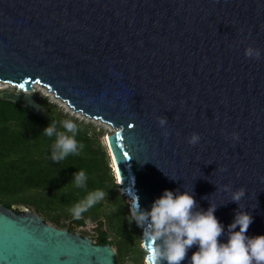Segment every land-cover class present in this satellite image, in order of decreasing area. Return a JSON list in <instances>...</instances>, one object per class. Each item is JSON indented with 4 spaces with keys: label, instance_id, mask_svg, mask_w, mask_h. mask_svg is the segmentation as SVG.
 Instances as JSON below:
<instances>
[{
    "label": "water",
    "instance_id": "1",
    "mask_svg": "<svg viewBox=\"0 0 264 264\" xmlns=\"http://www.w3.org/2000/svg\"><path fill=\"white\" fill-rule=\"evenodd\" d=\"M0 83L14 87L1 99L37 116L35 83L110 125L105 145L130 210L187 191L197 210L217 207L221 243L238 211L253 218L248 237L264 235V0H0ZM0 264H116V250L0 204Z\"/></svg>",
    "mask_w": 264,
    "mask_h": 264
},
{
    "label": "trees",
    "instance_id": "2",
    "mask_svg": "<svg viewBox=\"0 0 264 264\" xmlns=\"http://www.w3.org/2000/svg\"><path fill=\"white\" fill-rule=\"evenodd\" d=\"M40 104L46 109L45 117L0 98V204H24L61 228L93 223V240L115 247L116 264H123L125 259L131 264H143L146 252L141 246V229L134 221L130 223L129 202L120 192L101 140L106 132L64 113L45 97H40ZM68 119L78 125L75 138L84 147L79 155H69L56 163L51 160L56 137L46 136L44 129L55 123L57 131H65L61 122ZM81 170L88 176L83 189L73 183L74 174ZM95 190H103L107 196L83 213L81 219H74L70 209Z\"/></svg>",
    "mask_w": 264,
    "mask_h": 264
},
{
    "label": "clouds",
    "instance_id": "3",
    "mask_svg": "<svg viewBox=\"0 0 264 264\" xmlns=\"http://www.w3.org/2000/svg\"><path fill=\"white\" fill-rule=\"evenodd\" d=\"M245 56L259 59L260 51L249 47L245 50ZM157 119L161 127L166 125V117ZM61 123L65 131H57L55 123L44 129L46 136L56 137L51 152V160L56 163L65 160L69 155H79L84 147L75 138L79 131L78 125L70 119ZM164 135L167 136L168 133L165 132ZM119 136L118 132L117 137ZM233 138H236L235 134ZM199 140L200 137L193 134L188 143L195 145ZM87 180L88 176L83 170L74 174L73 183L77 188H85ZM244 195L245 190L241 188L233 193L231 201L239 204ZM106 196L107 193L103 190L89 192L85 199L70 209L73 218L81 219L83 213ZM197 209L198 204L189 192L184 191L181 194L165 190L153 202L150 211L138 207L130 210V223L134 221L141 227L142 240L146 239L152 244V264H182L188 251L194 246L198 251L192 254L190 264H264V235L251 238L246 235L253 223L251 215L238 211L233 223L228 226L227 243H221L219 238L225 234V229L214 215L217 207L210 204L206 211ZM237 228L239 231H236Z\"/></svg>",
    "mask_w": 264,
    "mask_h": 264
},
{
    "label": "rangeland",
    "instance_id": "4",
    "mask_svg": "<svg viewBox=\"0 0 264 264\" xmlns=\"http://www.w3.org/2000/svg\"><path fill=\"white\" fill-rule=\"evenodd\" d=\"M3 85H4L3 83H0V86H1L0 90H14V87L7 86L6 84H5V87H2ZM44 89H45L44 86H41V87H40V85H38L37 87L34 86L33 92L35 94L39 95L40 97H45L48 102L53 103L54 105H56V107L58 109L62 110L64 113H67L70 116H73V117L77 118L78 120L84 121L85 123H92L94 126H96L98 128H101L104 131V133L106 132V134L110 133L113 130V128H112V130H108L107 127H106L107 126L106 123L102 122L101 120H98V119H95V118H91V117L83 114L80 111H74L71 107H69L67 102L61 100L60 98H57V97L55 98V94L53 92H50L49 90H47V89L44 90ZM106 134H104L101 137V140H102V142L104 144H106L105 143ZM126 201L128 202L127 198H126ZM129 210H130V207H129ZM73 226H74V231L79 232V233L86 232L87 236H89L91 238L94 237L95 224L87 223L86 225H83V226H77V225L73 224ZM63 228H66V227H63ZM139 228L141 229V227H139ZM141 246L143 247L142 234H141ZM123 264H131V263H129V261L127 259H125L123 261ZM143 264H147L146 255H144V258H143Z\"/></svg>",
    "mask_w": 264,
    "mask_h": 264
},
{
    "label": "bare ground",
    "instance_id": "5",
    "mask_svg": "<svg viewBox=\"0 0 264 264\" xmlns=\"http://www.w3.org/2000/svg\"><path fill=\"white\" fill-rule=\"evenodd\" d=\"M5 84H6L7 86H12L11 84H7V83H5ZM5 84H4L2 87H5ZM38 85H40V87L43 86V85H41V84H39V83H35V84H34V86H36V87H37ZM0 87H1V86H0ZM38 88H39V87H38ZM44 88L47 89V90H49V89L46 88L45 86H44ZM42 89H43V88H42ZM45 89H44V90H45ZM49 91H50V90H49ZM50 92H52V91H50ZM56 97H57V96H55V98H56ZM57 98H58V97H57ZM61 100H62V99H61ZM63 101H64V100H63ZM69 107H71V106H69ZM69 107H68V108H69ZM106 125H107V126H106ZM106 125H105V126L107 127L108 130H112V127H111L110 125H108V124H106ZM112 164H113V166H114V169H116L114 163H112ZM117 178H118V177H117ZM147 264H148V263H147Z\"/></svg>",
    "mask_w": 264,
    "mask_h": 264
},
{
    "label": "flooded vegetation",
    "instance_id": "6",
    "mask_svg": "<svg viewBox=\"0 0 264 264\" xmlns=\"http://www.w3.org/2000/svg\"><path fill=\"white\" fill-rule=\"evenodd\" d=\"M69 231H74V228H67Z\"/></svg>",
    "mask_w": 264,
    "mask_h": 264
},
{
    "label": "snow or ice",
    "instance_id": "7",
    "mask_svg": "<svg viewBox=\"0 0 264 264\" xmlns=\"http://www.w3.org/2000/svg\"><path fill=\"white\" fill-rule=\"evenodd\" d=\"M24 85H21V87H23ZM119 139V137H117V140ZM127 155V154H126Z\"/></svg>",
    "mask_w": 264,
    "mask_h": 264
}]
</instances>
